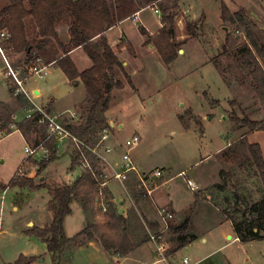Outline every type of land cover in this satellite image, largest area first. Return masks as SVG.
I'll return each mask as SVG.
<instances>
[{"label": "rangeland", "instance_id": "1", "mask_svg": "<svg viewBox=\"0 0 264 264\" xmlns=\"http://www.w3.org/2000/svg\"><path fill=\"white\" fill-rule=\"evenodd\" d=\"M107 1L114 22L122 20L108 33V43L114 46L116 40L121 37L120 42L114 46V52L120 62L126 63L124 70L130 77L131 84L124 80L117 69L116 72L124 86L111 92L105 114V121L109 125L97 127L91 135L92 141H97L103 129L106 130L108 138L103 146H100L99 153L105 157L104 146L108 145L111 148L109 154L114 153L121 162V157L126 152L125 141L138 136L140 143L128 153L130 160L138 173L145 172L148 175L158 170L163 174V180L172 179L164 189H169L178 206L177 219L183 215L180 210L188 208V202L193 197V192L187 186V179L193 182L197 189H208L220 182L221 170L232 176L228 185H236L237 191L243 197V202L235 208L243 211L258 201L262 193L258 178L252 176V170L242 171L239 165L246 164L249 160L248 146L251 144H259L264 159V131L249 132L246 128H239L232 117L235 115L240 119L245 116L252 121H263L264 106L254 94L246 60L238 52L245 48L252 49L251 45L241 25L221 19L220 3L222 1L232 14L242 12L256 39L264 41V32L261 30L264 27V0ZM6 6L8 1L0 0V10ZM153 8H158L159 14H155ZM136 13L137 19L134 21L132 16ZM169 15H173L174 41L181 53L178 51V56L172 64L165 66L148 38L158 33L162 19ZM189 23L196 25L192 33L186 30ZM25 26L28 41L33 42L36 39V30L30 17L26 18ZM57 27H60L61 34H68L66 25L59 24ZM139 28H143L147 36L142 35ZM225 28L227 31H224ZM227 33L231 38L238 40L230 55L223 54ZM127 43L132 44L136 56L130 55L127 48L119 49V45L126 46ZM42 48L36 51L38 53L33 54L31 59L40 57L44 60L43 63H47L61 57L63 53L54 39H49ZM13 58L12 68L15 72L18 69L17 76L23 80V88L32 84L52 86L56 101L51 105L50 113L43 108L48 102L42 104L37 100L38 95L30 94L38 107L45 113L56 116L59 122L70 120L71 113L80 119L81 111L77 110L75 113L73 106L86 99L83 87L69 90L66 77L63 73L55 74L54 65L49 66L47 76L42 79L36 76L24 79L27 70L25 59L22 62V54H15ZM71 58L80 71L85 70L91 62L82 49L73 53ZM2 66L0 60V68ZM2 72L0 103H8L11 100L6 106L12 111L13 120L16 123L22 122L28 109L21 107L16 98L7 92L1 80ZM6 83L8 88L15 89L9 75ZM62 111L63 113H60ZM110 123L113 127H110ZM4 134L0 133V185H7L13 177L18 176L32 179L35 184L69 186L81 175V167L76 165L71 170L70 157L73 150L67 144L54 146V159L39 172L36 164L48 156L45 148L26 160L24 147H34L37 139L42 142L46 135L43 125L38 124L36 130L31 129L25 138L19 131ZM113 164L114 162L110 163ZM97 166L107 175L104 194L102 197L98 196L96 189V192L89 196L84 194L72 202L71 213L65 217L63 223L67 238L75 237L88 225L97 227L104 236L115 237L117 232L110 228L108 216L112 213L123 215L134 210L129 208L126 190L128 184L134 183L135 172L127 174L126 182H119L111 178L113 174L105 161H99ZM180 171L183 175L177 176ZM153 177L155 178V175ZM198 193L202 201L194 206L195 213L191 217L194 233H202L207 226H215L221 218V211L234 207L233 203L226 205L222 196L210 197V192L206 191ZM230 194L226 195L229 197ZM96 198H99V204L96 203ZM145 201L156 216L149 199L146 198ZM1 203L0 264H14L20 256L32 258L33 261L29 264H114L121 257L104 251L95 239L92 240L95 246L104 251L101 254L89 252L85 248L79 249L80 243L86 244L89 240L82 237L73 239L66 245L63 254L54 259L47 251L46 244L29 233L32 228L51 225V197L47 188H6L4 191L0 190V205ZM84 205L87 206L86 210ZM121 208L123 210H119ZM140 208L138 205L135 210ZM184 215L187 216V213L184 212ZM124 217L127 235L136 236L133 238L148 243L150 238L139 228L134 229L136 223L134 220L130 223V215L125 214ZM222 229H210L205 236L207 243L198 241L193 246L186 245L179 251L176 263L183 256H187L191 262L204 257L199 264H229V261L232 264H264V239L248 243L233 242L219 249L228 243L220 235ZM162 241L163 244H168L165 245L163 254H159L151 241V244H147L148 254L151 258L163 256L169 261L172 258L166 254L174 248V244L167 233ZM27 262L25 260L22 263Z\"/></svg>", "mask_w": 264, "mask_h": 264}, {"label": "trees", "instance_id": "2", "mask_svg": "<svg viewBox=\"0 0 264 264\" xmlns=\"http://www.w3.org/2000/svg\"><path fill=\"white\" fill-rule=\"evenodd\" d=\"M8 6L0 10V30L8 33V38L1 41V48L7 55L23 54L25 55L26 68L34 61L31 59L36 51H40L49 39L58 42L63 51V56L56 60V65L62 71L70 84L79 80L86 94L84 103L77 107L80 110V119L78 122L66 123V127L77 138L89 144H95L91 135L97 127L109 125L105 121V114L108 110L111 92L114 89H122L124 83L119 79L117 69L123 75L124 80L131 84L130 77L124 70L123 63L120 62L117 54L110 48L105 33L111 29L115 22L112 18L110 7L107 0H7ZM221 19L225 22L241 25L245 31L246 38L252 49L239 50L246 60L252 89L258 100L264 106V41H258L244 20L242 12L230 13L227 6L220 3ZM30 17L36 30V39L33 42L28 41L24 20ZM67 26L68 41L62 44L59 40L58 25ZM161 28L154 36H149L148 40L153 44L154 49L159 54L163 64L169 66L178 56V44L174 41V19L173 15L164 17L161 21ZM195 23L186 25V30L192 33ZM139 32L147 36L143 28ZM238 40L226 35L223 54L230 55L237 46ZM119 49L127 48L128 53L135 56L131 43L119 45ZM81 48L90 59L92 65L90 68L79 72L69 56L72 49ZM30 49V51H29ZM18 104L25 108L30 105L22 94H16L15 89L8 90ZM49 113V110L46 109ZM39 113H34L31 118L16 123L13 120L12 111L0 103V133L9 135L13 131H19L25 138L31 129H37ZM232 120L239 128H246L249 132L264 131L263 121H252L248 117L238 118L233 116ZM76 123V124H75ZM91 137V138H90ZM41 142L37 139L34 146H40ZM48 151V156L36 164L37 172L45 168L53 159L56 149L52 142H46L41 145ZM249 160L247 163L240 164L242 171L252 170L253 177H257L261 186V198L247 206L243 211L235 208L237 204L243 202V197L237 191L234 184L228 185L232 176L225 171L219 172L220 182L208 188L209 196H222L223 202L234 207L230 210H222L221 214L230 222L233 233L241 243H248L264 239V160L259 144L248 146ZM71 169L75 164V159L71 156ZM27 158L26 160H29ZM94 165L98 161L92 157ZM38 174V173H37ZM226 179V181L224 180ZM12 187H28L32 190L47 188L51 197L52 221L50 226L44 228H32L29 233L35 235L46 244L47 251L55 257L62 255L68 243L73 239L86 237L89 240H96L106 252L125 256L135 249V245L125 231V220L122 215H109L110 228L116 230V236H104L94 225L86 226L79 234L73 238H67L64 232L63 223L66 216L71 213L70 205L81 196H89L96 192L93 178L86 173L81 174L72 185L47 186L44 183L35 184L32 179L26 177H13L7 185H0V190ZM231 193L229 197L226 195ZM209 197V198H210ZM194 205L201 202L199 194L194 196ZM214 198V197H213ZM204 200V199H203ZM218 207V205L216 204ZM84 205V209L86 210ZM193 208L188 210L187 216L183 222L178 225H170L167 234L174 244V248L166 254L173 258L175 254L184 248L187 244L194 241L197 237L191 231L190 218ZM219 208V207H218ZM27 264L33 261L32 258L26 259L20 256L14 264Z\"/></svg>", "mask_w": 264, "mask_h": 264}, {"label": "crops", "instance_id": "3", "mask_svg": "<svg viewBox=\"0 0 264 264\" xmlns=\"http://www.w3.org/2000/svg\"><path fill=\"white\" fill-rule=\"evenodd\" d=\"M141 11V10H140ZM137 14V13H136ZM127 18H129V16L127 17ZM126 19V18H125ZM25 21H26V19L24 20V24H25ZM119 20H117L116 22H115V24H114V26L111 28V29H109L106 33H105V37H106V39H107V35H108V33L110 32V31H112L113 29H114V27L117 25V23H120V22H118ZM25 28H26V26H25ZM159 28H160V26H159ZM158 28V29H159ZM58 35H59V40H60V42L62 43V44H66L67 43V41H68V34L67 33H64V34H61V29H60V27H58ZM121 38V37H120ZM120 38H118V40H116V42H115V45L114 46H116L120 41H119V39ZM107 41H108V39H107ZM109 44V43H108ZM44 46H46V44L44 45ZM109 46H110V48L114 51V46H112V45H110L109 44ZM46 48V47H45ZM43 49V48H42ZM41 49V50H42ZM81 48H76V49H72L70 52H69V56H70V58L72 57V55H73V53H75V52H77L78 50H80ZM151 51H154V50H151ZM36 53H38V52H35L34 54H36ZM13 54H9V55H7V54H5L4 52H3V56L2 55H0V60H1V62L3 63V66L0 68V69H2L1 71H3L2 72V75H1V80L4 82V84H5V88H6V90H7V92H9L8 90L10 89V88H8V86H7V83H6V80H7V78H8V74H7V70H6V65H5V61H4V59L7 61V63L10 65V67L12 68V67H14L13 66V63L12 62H14V58H13ZM63 56V53H61V57ZM136 56V55H135ZM22 57H23V61L22 62H24V59L26 58L25 57V55H23L22 54ZM61 57H59V58H61ZM36 58H40V57H34V59H36ZM59 58H57V59H59ZM41 59V58H40ZM56 59V60H57ZM72 59V58H71ZM56 60H52L51 62H47V63H45L44 62V64H46V65H48V68H49V66L51 67V66H55V70L56 71H54V73L56 74H59V73H61L62 74V71L58 68V66L56 65ZM44 61V60H43ZM73 61V60H72ZM33 62V61H32ZM74 63V62H73ZM91 65H92V63L90 62V64H89V66H87V68L86 69H88V68H90L91 67ZM125 65H126V63L125 62H123V66H124V68H125ZM48 68H47V73H48ZM13 69V68H12ZM14 69H16V68H14ZM85 69V70H86ZM77 70H78V68H77ZM1 71H0V74H1ZM79 72H82V71H80V70H78ZM84 71V70H83ZM16 73L18 74V69L16 70ZM66 84L68 85V88H69V90H73V89H77V88H81V87H83V85H82V83L79 81V80H76L75 82H74V84H70L69 82H68V80L66 79ZM84 88V87H83ZM56 89V88H55ZM24 90L30 95V94H33V95H38V97H37V100L39 101V102H41L42 104H44V103H46V102H48L47 103V105L45 106V107H43V108H46L47 110H50V107L52 108V106L51 105H53L54 104V102L56 101V99H55V97L53 96V94H52V92H53V88H52V86H50L49 84H32V85H30L29 87H24ZM12 95V94H11ZM13 96V95H12ZM86 100V99H85ZM85 100H83V102L82 103H84V101ZM11 101V100H10ZM9 101V102H10ZM27 101V100H26ZM8 102V103H9ZM8 103H4L5 105L6 104H8ZM82 103H79V104H74V106L73 107H75V113H76V111H77V107L80 105V104H82ZM65 111H67V110H65ZM50 113V112H49ZM60 113H63V111L62 112H60ZM67 113V112H66ZM121 126V125H120ZM111 127V126H110ZM15 131H17V130H15ZM228 145V144H227ZM70 159H71V161H72V158L70 157ZM105 159H106V161H107V163H109L108 165H110V163L111 162H114V164L115 163H120L118 160H117V158H116V155H114V153H111V154H109L108 153V155L106 154L105 155ZM264 160V159H263ZM99 162V161H98ZM107 165V167H108V169H110L109 168V166ZM134 167H135V165H134ZM136 168V167H135ZM72 170V169H71ZM136 170H137V168H136ZM133 172V171H132ZM142 173H145V172H142ZM81 174H83V173H81ZM180 175H183V172L182 171H180L178 174H177V176H180ZM135 181H134V183H132V184H128V190H126V194H127V198H128V201H129V205H130V207L129 208H132V209H134V210H130L129 211V213H124L123 215H122V217L123 218H125L124 217V215L125 214H129L130 215V223H131V220L133 221L134 220V222L136 223V227H134V229H140V231H144L147 235H148V237H150V235H155V236H157V238H158V240L159 241H161L162 243H163V241H162V238L164 237V234H166L167 233V231H168V227L170 226V225H178V224H180L181 222H183L184 221V219L186 218V216L184 215V212H186V213H188V210L190 209V208H192V207H194V206H197V205H199V203H197L196 205H194V202H195V198H194V196H195V194H199L198 192H204V191H206L207 190V188L206 189H204V190H201V189H197V186L193 183V182H191L192 184H193V187H194V189L193 190H191L190 188V191L191 192H193V197H192V200L190 201V202H188V208H184V209H182V210H180L181 212H182V216H180L178 219H177V212L179 211L178 209H177V205L175 204V201H174V198H173V196L169 193V189H168V191H165V186L166 187H168V183L172 180L171 178H169L167 181H165V180H163V177H161V178H159V179H155V182H153V180L154 179H151V180H148V182L146 183V186H147V189L146 188H144V186L141 184V181H140V178H139V176H138V174L135 172ZM162 176H163V174H162ZM127 179H128V177H127ZM127 179H126V181H127ZM77 180V179H76ZM75 180V181H76ZM74 181V182H75ZM125 181V182H126ZM187 181H190V180H188L187 179ZM187 181H186V183H187ZM73 182V183H74ZM155 183V184H154ZM188 186V185H187ZM151 190V193L150 194H148L147 192V190ZM146 198H148L149 199V201H150V203L152 204V206H153V208H154V210L156 211V216L154 215V214H152V212L150 211L151 209H150V205H149V203L147 202V201H145V199ZM143 200V201H142ZM140 206L141 208L140 209H136L135 210V208H136V206ZM167 209L172 215H173V218L170 220V221H168V223H167V225H164L161 221H160V218H159V211L161 210V209ZM126 209H128V208H126ZM125 209V210H126ZM119 210H123V208H121V209H119ZM129 210V209H128ZM195 213V207H194V210H193V212H192V216L191 217H193V214ZM221 214V213H220ZM197 216V215H196ZM137 218H139L138 220H137ZM192 218H190V224H191V231H192ZM170 222H172V223H170ZM224 226V227H223ZM214 227H219V230L220 229H222V231H221V233H220V235L221 236H223V240L225 241V242H228L227 244H225V245H223V246H220L219 247V249H221V248H224V247H226V246H228L229 245V243H233V242H238V239L236 238V236H235V234L233 233V231H232V228H231V224H230V222L226 219V217L224 216V215H222L221 214V218L219 219V221H217V223L215 224V226L214 225H212V226H207L205 229H204V232H202V233H194V232H192L197 238L194 240V241H192V242H190L189 244H187L188 246H193L194 244H196L198 241H200L201 243H207V241H208V239L205 237L207 234H208V231L210 230V229H212V228H214ZM216 229V228H215ZM207 233V234H206ZM168 235V234H167ZM129 236V238L131 239V241H132V243L135 245V249L132 251V252H130V253H128L127 255H125V256H121V257H119L115 262H114V264H175L176 263V259H177V255H178V253H179V251L175 254V256L171 259V260H166V258H165V260H166V262H159V259L160 258H151L150 257V255L148 254V250H147V244L149 243V244H151V242H150V239H148L149 241H148V243H146L144 240H142V241H138V239H135V238H133V237H136V236H130V235H128ZM167 237V236H166ZM171 243H172V241H171ZM170 243V244H171ZM164 245H166L165 243H164ZM168 245V244H167ZM166 245V246H167ZM78 248L80 249H82V248H85L87 251H89V252H94V253H100L101 254V252H104V251H102V249H100L99 247H96L95 246V244H94V242L92 241V240H88L87 242H86V244H83V243H80L79 245H78ZM183 258H188L187 256H183L182 257V259ZM181 259V260H182ZM189 259V258H188ZM181 260L178 262V263H176V264H182L181 263ZM204 260V257L203 258H200L199 260H196V261H194V262H191L190 261V259H189V261H190V263L191 264H199L200 262H202ZM229 264H232L230 261H229Z\"/></svg>", "mask_w": 264, "mask_h": 264}, {"label": "built area", "instance_id": "4", "mask_svg": "<svg viewBox=\"0 0 264 264\" xmlns=\"http://www.w3.org/2000/svg\"><path fill=\"white\" fill-rule=\"evenodd\" d=\"M153 12L155 14H159L158 8H153ZM137 14H134L132 16V20L136 21ZM8 38V33L4 30H0V55L3 56V50L1 48V41ZM7 74L11 77L12 82L15 85V93L16 94H22L27 102L29 103L30 107L28 108V113L25 116V119L31 118V116L34 113H39L40 118L38 120V124L43 125L46 129V135L44 139L42 140L40 146H34L32 148L26 146L24 147V153L26 154V159L32 157L35 155L39 150H41L43 147L42 144L46 142H52L54 146L59 147L64 144H67L69 147L72 148L73 153L72 157L75 159V164L82 168V173L89 174L94 182L95 187L97 189L98 196L102 197L103 190L106 187L107 183V175L104 173L103 169H99L97 164L94 165L91 161V158L94 157L97 161H102V163L105 161L106 165L107 163L105 157H103L99 153L100 146H103L102 144L107 140L108 136L106 134V130L103 129L102 134L99 138V140L95 144H89L85 141L77 138L68 128L66 127V123H74L78 120V117L76 114L71 113L70 114V120H67L66 122H59L56 116H51L48 113H45L42 108L38 107L32 100V97L24 90L22 84L23 80L18 78L17 73L10 67V65L7 63V61L4 59ZM47 68L48 65L44 64L42 59L36 58L28 67L26 70V74L24 76V79H27L29 77L36 76L40 79L47 76ZM140 143V138L138 136H134L131 139H128L125 141L124 148L126 149V152L121 157L120 163H115L113 165H108L112 175V179H116L119 182H123L127 179V174L131 171L136 172L140 178L141 184L144 186V188L147 189L146 183L148 180H151L154 178L159 179L162 177L161 171L156 170L155 172H152L148 175L145 173H138L136 171V168L132 164L130 157L128 153L133 150L135 147H137ZM104 152L106 154L111 152V148L108 145L104 146ZM155 179L153 182H155ZM155 184V183H154ZM188 187L193 190V184L191 181H187ZM148 194L151 193V190H147ZM5 192L2 194L4 195ZM3 199V196H2ZM96 203L99 204V198L95 199ZM2 203L0 205L1 210ZM102 209L103 205H101ZM159 217L160 221L167 225L168 221H170L173 218V215L167 210V209H161L159 211ZM150 241L155 245L157 251L159 254H163L165 251V245L158 240L157 236L150 235ZM159 262H166L165 257L161 256L159 259ZM182 264H191L188 258H183L181 260Z\"/></svg>", "mask_w": 264, "mask_h": 264}, {"label": "water", "instance_id": "5", "mask_svg": "<svg viewBox=\"0 0 264 264\" xmlns=\"http://www.w3.org/2000/svg\"><path fill=\"white\" fill-rule=\"evenodd\" d=\"M261 30L264 32V27H262ZM224 31H227V29L225 28ZM29 51H30V49H29ZM179 53H181V51H179ZM110 126L113 127V124L110 123ZM40 180H41V178H40Z\"/></svg>", "mask_w": 264, "mask_h": 264}]
</instances>
